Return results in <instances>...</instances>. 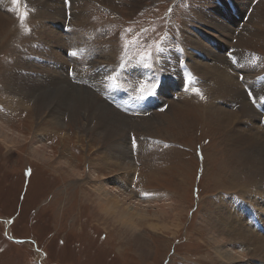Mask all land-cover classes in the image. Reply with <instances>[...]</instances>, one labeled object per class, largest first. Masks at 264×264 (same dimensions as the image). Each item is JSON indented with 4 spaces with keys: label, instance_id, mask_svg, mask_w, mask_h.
Masks as SVG:
<instances>
[{
    "label": "rangeland",
    "instance_id": "rangeland-1",
    "mask_svg": "<svg viewBox=\"0 0 264 264\" xmlns=\"http://www.w3.org/2000/svg\"><path fill=\"white\" fill-rule=\"evenodd\" d=\"M5 1L9 9H0V126L5 132V137L0 134V264H264V259L252 257L253 246L227 244L228 235L220 236L211 227L216 224L217 209H228L231 201L264 203V164L254 177L253 165L239 157L252 149L237 143V138L258 134L264 150V106L253 105V99L264 105L260 99L264 98V0H206L200 5L206 19L214 16L213 21L235 28L228 38L200 25L195 11L199 0H82L91 26L113 45L117 64L135 62L153 71L159 64L168 68L165 72L156 68L155 78L162 82L155 84L158 88L141 83V95L138 87L143 80L131 74L132 68L111 78L118 95L114 102L105 100V90L93 91L130 122L123 134L126 160L117 157L102 131L92 133L96 119L87 126L92 118L86 122L82 115L71 121L67 110L59 117L60 128L47 121L48 110L35 113L37 93L30 96L21 81H11L14 60L24 58L25 49H30L15 36L22 32L26 37L40 29L41 24L30 25L24 31L36 12H47V8L42 7L43 0H21L20 5ZM64 2L68 9L69 0ZM210 5L219 11L212 13L207 9ZM25 9L28 15L22 25L18 16ZM228 12L234 22L226 21ZM59 29L65 33L67 28ZM238 34L250 40L249 48L243 50L256 59L249 63L237 52ZM39 40L38 51L28 58L33 60V70H23L26 74L41 68L55 71L58 61L66 59L63 74L68 72L69 83L85 88L94 82L88 74L76 77V69L85 72L88 67L78 57L69 59V47L48 52L49 43ZM189 40L199 46L193 49ZM181 44L187 45L186 53ZM230 53L232 58L239 57L241 68L232 66L237 64L231 62ZM212 54L225 58L223 71L233 77L245 97L218 91L212 81L218 72L207 69L222 65L212 62ZM175 55L181 62L171 70L167 59ZM94 78L104 85L107 82L101 71ZM245 106L249 109L244 110ZM228 112L236 115L235 121L228 123L227 116L221 115ZM147 119L157 122L151 128L138 126ZM36 137L42 142L38 152L45 149V158L33 153ZM114 190L122 195L117 198L121 205L128 204L129 198L134 202L129 207L136 208L132 211L146 216L133 219L131 225L118 217L121 211H104L100 204L105 197L99 195L117 197ZM258 217L254 219L260 227L264 217ZM221 250L238 258L228 262L219 256Z\"/></svg>",
    "mask_w": 264,
    "mask_h": 264
},
{
    "label": "bare ground",
    "instance_id": "bare-ground-1",
    "mask_svg": "<svg viewBox=\"0 0 264 264\" xmlns=\"http://www.w3.org/2000/svg\"><path fill=\"white\" fill-rule=\"evenodd\" d=\"M37 1L38 0H35V2H37ZM225 1H227V0H225ZM205 2H206V0H199V5H198V7H196L197 10H195L196 9L195 7L193 8V11L194 10L196 11L197 20L200 22V25H203L204 28L209 27L208 29L210 31H212V32L214 31L216 33H219V35L222 36L223 38L232 37V35L234 34L233 32H236V31H234L235 28L229 27L228 25L223 24V23L219 24L220 20H218V19H217L218 21L216 20V22L213 21L217 18V17L214 18V16H213V18H211L213 20L206 19L204 17V15L200 12L201 11L200 5L205 4ZM64 3H65L64 0H62V2H61V0H43V2H41V5L43 8L44 7L47 8V12L44 11L45 9L41 10L43 12L37 11L35 14L36 16L33 17V19L30 20L28 23H26V25L24 27V31L26 29H30L29 28L30 25H35V26L37 25V27H38V25L41 24V27H43V28L45 27V28L44 29L41 27H40V29L36 28L35 33H33V34L31 33L30 35H28L26 37L24 36V34L22 32L18 33L15 36L16 37L15 39L17 41L19 39L21 41L23 40L21 43L23 45H25V48H26V45H29L30 49L29 48L25 49L24 56H23L24 58H22L19 61H17L16 59L14 60L13 66L16 68V72L14 74H12V76L14 78H12L11 81L12 82L14 81L17 83H18V80L21 81L22 84L25 85V87L30 91V93H29L30 96L35 95V93H37L38 97H35L36 98V100H35V108L36 109H34V111L38 115L41 113V111L48 110L49 114L47 115L48 116L47 118H50V119L47 121L50 122L52 125H55V126L58 125L61 128L62 124L59 122V120H61L59 117H61V115H63V113L66 112L67 110L69 111L68 115L70 116L69 119L71 121H73V119L76 121L77 118L79 119V117H81L82 115H84V119L86 120V122H88L89 119L92 118L87 126L91 125L93 120L96 119L97 120L96 125L93 128H91L92 133L97 134V133H100V131H102L103 135L105 137H107L108 140L110 139V141L112 142V147L115 149L116 153L118 155H120V156L117 155V157H119V159H120L122 156V158L124 160H126L127 159V151H126V145H125V137L123 136V134H124V132L129 131V129H130L129 123L130 122L128 123V118L122 116L123 114L122 115L119 114L118 112L114 111L108 105L105 104V102L109 101V100H112V102H114V98L116 96H118V95H114V91H113V87H112L113 80L111 78L116 74H119L123 71H126L128 68H130V71H131V68H132L133 71L131 72V74H137L139 76V79L143 80V82H139V87H138V95H141L142 94L141 93V83H145L146 86H149V87L152 85L154 86V84H156V83H161L162 81L159 82L155 78V77H157V74H158L156 71V68H160L164 72L167 71L168 68L162 64H159L160 66L159 67L156 66L155 68H153L155 70V71H153V70H149L150 68H144L143 66H141L140 64H137L135 62L117 64L118 62H117V58H116V52L114 50L113 45H110V43H108V44L105 43V40L102 39V34L99 33L100 31L96 30V28L94 26H91V22H89L91 19H89V9L87 8V5H85L84 2H82V0H69V7L67 9L66 6L64 5ZM208 3H209V1H208ZM61 4H62V6H61ZM8 5L9 4H7V2L5 0H0V9L5 11L6 9H9ZM208 8H210L212 13L213 12L217 13L219 11V10L216 11V8H214L213 5H210L209 7H207V9ZM42 15H46V16L43 18ZM251 15H252V13H251ZM57 16H59V18ZM67 16H69L70 20H69V18H67ZM211 16H212V14H210V17ZM37 18H41V19H37ZM225 19H226V21L227 20H230V21L232 20L233 22L235 21L229 12L225 15ZM190 20H191V18H190ZM42 25H44V26H42ZM54 25H55V27H54ZM246 25L247 24H245V26L241 28L242 31H245L244 28L246 27ZM47 26L49 28H47ZM56 26H58V29L56 28ZM60 26H61V29L67 28L65 30L66 31L65 33L62 32L64 30L61 31L59 29ZM236 26L237 25L235 24V27ZM248 27H249V25H248ZM41 29H43L44 32H42ZM59 30H60V32H59ZM25 32H27V31H25ZM246 32H250V30L247 29ZM252 32H250V34L254 35V32L253 33ZM39 39H41V40L44 39V41H47L49 43L47 45V47L49 46V50H47L48 52H52V51L56 52V50H58V49L65 48L66 46L69 47V49L71 50V53L72 52L76 53L75 56H73L70 53L69 59H73V57L74 58L78 57V59L81 60L83 64H86L88 67L87 71H85V72H80L79 70L76 69L75 70V72L77 73L76 77H78L80 74H88L89 76L92 77L90 79H92V81H94L93 83H95V85L91 86L93 83L90 82V86H86L85 88H84V86L78 88V87H75L74 85H72V83H69V80L67 78L68 72H66V76H64V74H63L64 66L62 65L63 64L62 62L66 63V61H65L66 59H64V60L62 59V61L61 60L58 61L61 63L58 67L55 66V68H54L55 71H52V72L47 71L46 72V70H43L44 68L43 69L41 68V69H38V71H33V73L31 72L32 74H26L23 70H25V69L33 70V68H32L33 64L31 63V61L33 62V60L29 61L28 58H29V56H32L33 53H36L38 51V47L40 45ZM220 39H222V38H220ZM236 39H237V47L240 48L239 51H237V52H239V55L242 56L247 63H249L251 61L250 59H256V58H254L253 55H251L247 51L243 50L244 48H249L250 40L248 38H246L245 35L243 36L242 34H238ZM102 40H103V42H101ZM205 41H206V39H205ZM221 41L224 42L225 40L223 39ZM182 42L184 43V40H182ZM185 43H186V41H185ZM188 43H191V45L194 46L193 49H195V48H197V46H199L198 43L192 42L190 40L188 41ZM36 45H37V47L35 48ZM186 46L181 44V47L183 48L182 50H184V53H186L185 52ZM220 48H221V46H219V49ZM42 49H44V46ZM218 52H219V50H218ZM44 54H48V53L45 52ZM71 55H72V58H71ZM230 55H233V54L230 53L228 55V57L232 58V56H230ZM47 56L49 57L50 55H47ZM80 56H83V57L80 58ZM212 57H213L212 62L217 61L219 63L222 62L223 64H226L224 61L225 58L223 56H221L220 54H212ZM59 58L61 59V57H59ZM237 58H239V57H237ZM237 58H232L231 62H233L235 60V62L237 64V65H234L232 63V66L235 68L236 67L241 68V66L239 65V60ZM42 59L45 60L44 58H42ZM46 60L49 62L51 60V58L49 57V60L48 59H46ZM71 61H73V60H71ZM167 62H168L167 66H170L169 68L171 69V66H173L172 68L179 67V63L181 61L175 55L172 58L168 57ZM174 63H175V65H174ZM222 63H221V65H222L221 69H213V70L210 69L209 70L206 68L211 73H212V71L218 72V74H216L214 78L209 75L210 78H213L212 81H214L217 84V86L216 85L215 86L218 88V91L225 96H228L229 94H231V96L236 95L239 98L245 97L244 92H242L240 90V87L236 85L237 83L234 84L235 81H234L233 77H231V75L229 76L226 71H223V64ZM260 63H262V61H260ZM94 64L99 65V67L98 66L94 67ZM218 65H220V64H218ZM247 69L249 70V68H247ZM34 70H36V69H34ZM162 70H160V72H162ZM253 70H255V69L253 68ZM39 71L41 73H45L47 75L44 76ZM100 71L102 72L103 76H105V78L107 79V82L105 83V85L108 87L107 90L105 89V85H104L103 81H95L94 76L98 77L100 74ZM38 72H39V74H37ZM151 72H153V74ZM252 72H254V71H252ZM129 73L125 74L124 76H129ZM247 73H248L247 75H249V74L251 75V72H247ZM254 73H257V72L255 71ZM72 74L74 75V70H73ZM204 74H206V73H204ZM236 74H237V72H236ZM253 74H252V77L254 76ZM109 75H110V77H109ZM182 77H184L183 73H182ZM183 80H184V78H183ZM225 80H227V81H225ZM76 81H78V80H75V82ZM163 84L164 83L160 84V85H162V88H163ZM228 84L229 85L233 84V85H231V87H230ZM183 85H185V84L183 83ZM99 88L101 90L103 89L106 91V93L108 95L107 99H105L106 101L100 100L98 98V96L95 95V94H97V92L95 94L93 93L94 89H97V91L100 92L101 90ZM210 88L212 89V87H210ZM23 91H25V90H23ZM20 92H22V91H20ZM214 97H215V95H214ZM242 99H244V98H242ZM250 99H251V97H250ZM129 101L132 102L131 98L129 99ZM240 101H241V99H240ZM255 104L258 107H260L261 109H263L261 103L256 102L253 105H255ZM246 109H249V107L245 106L244 110H246ZM219 112L221 113L222 111H219ZM220 113L215 112V117H217V115L219 116ZM221 115L227 116L228 123H230L231 121H235V120H232L233 117L236 118V115H234L233 113H229V112L227 114L224 113ZM62 119H63V117H62ZM156 122H157V120H153V119L142 120V123H140L138 126L141 128H145V127L151 128V126L154 125ZM0 125H2V124H0ZM0 134H2L3 137H5V132H3V130L1 129V126H0ZM254 138H255V140H254ZM259 140H260V137L258 134H257V136L254 134H250V135H246L245 137L237 138L238 144H242L245 146L248 145L252 149L251 151H249V150L246 151L243 154V156H240L239 154L238 155H239V157H244V159L248 160L249 163L251 165H253L252 170H254V171L252 173H253L254 177H257L258 174H260L259 172L262 169V166L264 164V150L259 146L260 145L258 143ZM33 143H35L33 145L36 147V150L33 149V151H34L33 153H35L37 156L40 155L42 158H45V156L43 154L44 153L43 151L45 149L42 151V154H39V152H38V151H40V149H39L40 145L39 144H42L41 140L39 142L38 138L36 137V139L33 140ZM96 191L99 193L101 191V189H99V190L96 189ZM114 192H115V190H114ZM103 193H101L99 195V196H103V198L105 197V199L101 198V200H103V201L100 204V206L103 208L104 211L107 208L110 209L111 211L117 210L118 213L121 211L122 214H117V215L124 222H128L132 225L133 223L131 221H133V219H135V218L139 219V218H143L146 216L144 212L132 211V210H135L136 208L133 209V208L129 207V204H131L133 202V201H131V199L128 198L129 203L127 204V202H125L126 204H124V205H126V208H122L124 205H121V202L117 199L120 196L122 197V195L115 192L117 197L116 196L106 197L105 194H103ZM126 196L130 197L128 194H126ZM263 198H264V196H263ZM260 202H262V201H260ZM260 202H258L256 200V201H252V203L249 202V204H245V203H241L240 201H235V200L233 202L231 201L230 205L229 206L227 205L228 209H227V207L225 209H223L224 207L217 209V216L218 217L216 216V220H214V221H216V224L211 226V227L213 228V231L215 233H219L220 236L221 235H228L227 244L232 243V245H235V244L242 243V245H243V243H244V245L251 246V247L253 246L254 249H252V251H251L252 257H257L261 261H263L262 259H264V238L261 236H263V234H264V229H261L262 228L261 226H264V223H260V227H259L257 220L255 221V219H254L255 215H257V216L259 215L260 218L264 217V203L263 202L260 203ZM136 206H139V205H136ZM111 208H113V210ZM255 227L260 228V229L258 230ZM218 253L222 259H224L228 262H231V261L234 262V260L236 258H238L237 256L235 257V255H232L227 250H225V251L221 250ZM240 255L242 256L243 254H240ZM252 257H250V258H252Z\"/></svg>",
    "mask_w": 264,
    "mask_h": 264
},
{
    "label": "snow or ice",
    "instance_id": "snow-or-ice-1",
    "mask_svg": "<svg viewBox=\"0 0 264 264\" xmlns=\"http://www.w3.org/2000/svg\"><path fill=\"white\" fill-rule=\"evenodd\" d=\"M13 3L16 4V5H20L21 0H13ZM27 15H28V13H27V9H25L22 13L19 14L18 19L21 21V24H22V25H23V23L26 21V19H27ZM71 54H72L73 56L76 55L75 52H72ZM149 55H150V53H149ZM241 78L243 79V77H241ZM154 87H157V85L154 84ZM141 91H143V85L141 86ZM153 94H154V92H153ZM195 94H200V93H199L198 90H195ZM249 95H251V93H249ZM260 99H264V98H260ZM256 102H258L257 99H254V100H253V103H256ZM262 106H264V105H262Z\"/></svg>",
    "mask_w": 264,
    "mask_h": 264
}]
</instances>
